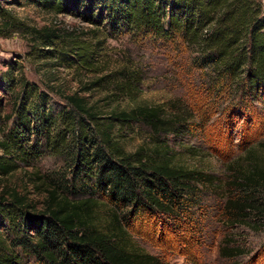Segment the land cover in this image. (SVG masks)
Instances as JSON below:
<instances>
[{"label":"trees","instance_id":"obj_1","mask_svg":"<svg viewBox=\"0 0 264 264\" xmlns=\"http://www.w3.org/2000/svg\"><path fill=\"white\" fill-rule=\"evenodd\" d=\"M27 1L44 11L79 16L95 27L94 34L105 29L101 34L112 38L128 34L180 39L195 52L191 64L203 77L205 93L226 97V112L247 113L255 103L264 102V7L259 0ZM2 2L1 37L30 34V56L102 73L100 34L87 40L51 28L36 29L6 10ZM14 69L6 72L2 82L11 92L19 83ZM123 75L126 80L117 88L131 95L137 79ZM106 80L100 77L94 86ZM20 83L24 86L19 102L0 139V180L20 163L31 166L45 155L63 157L68 170L49 179L42 214L17 193L0 195V231L7 233L5 237L0 232V264H165L129 241L135 235L168 247L164 239L170 226L161 218L192 212L198 205V186L214 183L212 176L174 164L168 145L161 140L163 135L189 132L193 111L182 106L169 116L161 106H139L102 117L78 94L66 98L70 108L56 111L34 83ZM138 124L150 130L153 142L128 153L120 131ZM236 171L233 183L246 195L228 198L229 219L239 222L248 212L264 219V201L255 204L251 196L264 190V169L251 162ZM35 181L46 183L42 176ZM101 205L110 207L104 229L96 211ZM232 249V256L239 255Z\"/></svg>","mask_w":264,"mask_h":264},{"label":"rangeland","instance_id":"obj_2","mask_svg":"<svg viewBox=\"0 0 264 264\" xmlns=\"http://www.w3.org/2000/svg\"><path fill=\"white\" fill-rule=\"evenodd\" d=\"M259 1L264 7V0ZM2 5L36 29L51 28L87 40H95L100 34L97 41L103 51L102 73L95 74L30 56V34L0 36V139L19 102L22 81L34 83L47 94L49 106L56 111L70 108L66 98L74 94L86 98L102 117L139 106H161L169 116L182 106L191 109L194 119L189 123L190 131L181 136L163 135L161 140L168 145L174 164L212 176L214 183L198 186V205L191 208L192 212L179 213V218H161L170 226V234L164 240L175 249L135 235L129 244L165 264H264V219L256 212H248L242 214L247 218L233 222L226 211L228 198L238 200L246 195L237 188L238 183H233L236 170L251 162L264 169V102L255 103L247 113L226 112V97L205 93L203 77L191 64L195 52L180 39L162 41L128 34L112 38L101 34L105 29L94 34L91 30L95 27L79 16L44 11L27 0H4ZM11 67L19 82L12 92L2 83ZM123 72L137 79V88L131 95L117 88L126 80ZM104 76L107 80L103 85L95 87L96 80ZM120 132L121 144L128 153L153 142L150 130L140 124ZM67 170V161L55 155L39 157L31 166L20 163L16 171L0 180V195L11 197L17 193L42 214L48 202L49 179L64 176ZM38 176L44 177L45 185L35 181ZM251 196L255 204L264 201V190L258 189ZM96 211L101 228H106L110 207L101 205ZM182 223L185 225L180 227ZM1 230L6 237V231ZM232 248L239 255L232 256Z\"/></svg>","mask_w":264,"mask_h":264}]
</instances>
